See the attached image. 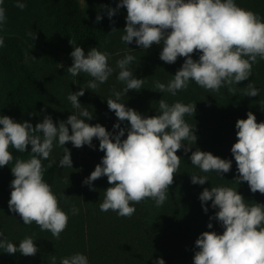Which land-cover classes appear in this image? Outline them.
<instances>
[{
    "label": "clouds",
    "instance_id": "9594fccd",
    "mask_svg": "<svg viewBox=\"0 0 264 264\" xmlns=\"http://www.w3.org/2000/svg\"><path fill=\"white\" fill-rule=\"evenodd\" d=\"M15 3L20 9L27 6L26 0H15ZM122 6L126 7L127 15L120 39L127 46L133 42L142 49H149L154 43L162 45L160 59L166 63L185 57L167 83L154 81L153 91L175 96L178 90L188 88L194 81L211 92L226 87L233 93L238 82L251 77L258 58L264 60V18L240 6L237 0H119L114 8L102 7L107 8L111 20ZM102 18L98 14L95 19L98 22ZM6 19L4 0H0V30ZM116 30L113 28L111 32ZM70 43L74 45L72 39ZM4 46L5 38L0 34V47ZM194 51L198 52V59L191 55ZM110 55L99 47H91L85 52L82 46H74L70 53L73 63L67 73L72 77L85 73L91 79L78 91L68 93L67 99L76 111L66 120L56 122L46 114L33 126L30 120L17 121L0 114V167L13 161L12 149L30 153L27 159L15 158L11 166L14 179L10 182L9 210L18 213L24 224L35 222L42 231L48 230L57 238L66 228L69 215L59 206L56 193L44 179L46 166L42 161L50 157L54 146L63 147L59 165L73 168L66 142L71 141L74 147L88 145L94 148L93 138H97L99 149L105 154L83 183L94 189L93 181L107 176L110 186L99 203L100 210L131 216L136 210L132 202L151 198L157 207L165 202L181 164L182 157L177 155V150L184 147L188 152L197 141L194 126L185 120L186 114L195 113L196 102L186 104L176 100L169 104L163 95L158 101L157 114L153 116H145L128 107L121 102L122 97L129 89L144 88L145 78H138L133 73L130 65L136 57L130 51L116 60L115 68L109 64ZM25 56L36 60L29 52ZM116 68L119 69L116 79L123 82L124 87L120 90L113 87L112 95L106 99L108 108L114 110L118 118L112 127L119 131H109L101 123L88 122L92 120L93 112L79 97L84 95L86 88L98 89ZM244 92L247 96H256L260 89L250 81ZM124 121L128 123L121 127ZM235 128L238 139L231 152L238 175L234 180L238 184L247 181L253 193L258 190L264 194V121L257 122L256 115L248 111L246 119H237ZM125 132L127 136L122 139ZM189 159L202 173L215 172L222 178L233 163L232 159L200 148L192 151ZM209 180L207 175L191 174L193 184L203 185ZM199 199L206 213L208 201H211V208L216 209L207 227L213 228L211 221L214 219L224 231L199 234L195 240L198 250L193 264H264V203H248L237 188L213 184L202 190ZM78 212L79 209L73 206L71 214ZM0 237H3L0 249L9 254L35 255L38 251L32 235H26L18 244L10 241L3 231H0ZM55 260L53 257V264ZM59 264H90V261L85 253L75 252L60 257ZM153 264L166 262L159 257Z\"/></svg>",
    "mask_w": 264,
    "mask_h": 264
},
{
    "label": "trees",
    "instance_id": "16d2710c",
    "mask_svg": "<svg viewBox=\"0 0 264 264\" xmlns=\"http://www.w3.org/2000/svg\"><path fill=\"white\" fill-rule=\"evenodd\" d=\"M118 2L26 0L27 6L20 9L15 0H4L7 19L0 30L5 38V46L0 47V114L9 115L17 121L30 120L33 126L46 114H50L56 122L66 120L76 111L67 99L68 93L78 91L91 79L85 73L76 77L67 73V68L73 63L70 53L74 46H82L85 52L91 47L106 50L111 54L109 64L114 68L116 60L130 51L136 57L130 67L138 78H145L144 88L138 91L129 89L121 102L145 116L157 114L158 101L163 95L169 104L176 100L186 104L196 102L195 113L186 114L185 120L194 126L197 141L188 152L184 147L177 150V155L182 157L181 164L174 174L165 202L159 207L151 198L132 202L136 210L131 216L100 210L99 203L104 198L105 189L110 186L107 176L93 181L94 189L83 183L105 154L99 149L97 138H93L94 148L88 145L74 147L71 141L66 142L65 147L71 151L73 168L59 165L63 147L54 146L50 157L42 163L46 166L44 179L56 193L59 206L69 215L67 226L59 238L48 230L42 231L35 222L24 224L18 213L9 210L10 182L14 179L11 166L15 158L27 159L30 155L29 152L20 153L12 149L13 161L0 167V231L17 244L26 235H32L38 251L35 255H24L19 252L9 254L0 249V264H53V257L56 258L55 264H59L60 257L75 252L85 253L90 264H153V260L159 257H163L166 264H193L198 250L195 240L199 234L203 231H224L214 219L211 221L213 228L207 227L216 209L211 208V201H208V212L203 210L199 194L205 187L210 188L212 184L231 186L237 188L248 203H264V194L258 190L253 193L247 181L238 184L234 180L238 173L231 152L238 139L237 119H246L247 112L252 111L257 122L264 121V60L258 58V63L253 64L251 77L238 82L233 93H229L226 87L211 92L194 81L188 88L178 90L175 96L153 91L154 81L167 83L185 57L180 56L176 62L166 63L160 59L162 45L155 43L149 49H142L133 42L128 45L133 48L130 49L120 39L126 25V7H120L111 20L107 8L102 7L114 8ZM237 3L264 18V0H237ZM98 14L103 18L97 22L95 18ZM113 28L117 30L111 32ZM26 52L36 60L26 59ZM191 55L194 59L199 58L196 51ZM118 71L116 68L98 89L86 88L84 95L79 97L81 103L93 112V118L88 122L101 123L109 131H119L113 130L112 126L118 118L106 101L112 95L113 87L117 90L124 87V83L116 79ZM250 81L260 89L256 96L245 95L244 87ZM127 123L121 122V127ZM126 136L127 132L122 139ZM30 148L29 145V151ZM196 148L232 159L231 170L224 173V178L218 177L215 172L202 173L189 159ZM193 173L207 175L210 180L203 185L193 184ZM73 206L79 209L75 215L71 214Z\"/></svg>",
    "mask_w": 264,
    "mask_h": 264
}]
</instances>
